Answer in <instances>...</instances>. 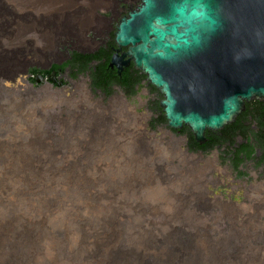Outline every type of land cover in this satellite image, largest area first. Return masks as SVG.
Here are the masks:
<instances>
[{"label":"rangeland","instance_id":"rangeland-1","mask_svg":"<svg viewBox=\"0 0 264 264\" xmlns=\"http://www.w3.org/2000/svg\"><path fill=\"white\" fill-rule=\"evenodd\" d=\"M80 2L82 0H0V74L10 78H0V143L4 148L12 141L26 144L35 133L42 139L47 152H52L50 160L42 162L46 164H43L38 179L25 178L17 165L18 161L17 164L16 161L13 163V149L0 156V229H8L13 240L23 238L26 233L33 241L29 250L24 251L27 252V259H21L23 263L17 260L13 264H37L33 257L45 255L47 247L45 249L43 242L35 245L34 239L51 243V253L55 255L51 263L44 264H65L67 261L66 264H81L87 248L81 240V227L101 228L104 219L114 223L121 258L126 264H138V260L142 259L146 264H259L264 257V168L261 174L253 165L242 166L240 169L244 175L241 176L225 156V146L201 156L189 151V156H195L191 159L181 156L174 144L150 142V136L145 132V119L125 110L119 100L113 102L115 99H111L108 102L107 97L103 98V93L92 90L94 96L91 98L82 89L79 79L74 80L75 83L69 88L73 92V98L69 96L73 99L71 102L65 97L68 93L64 94L63 99L49 85L40 88L21 85V79L25 76H21L20 72L31 62L45 63L52 54L50 48L36 44L46 43L50 36L57 37L55 29L53 34L51 22L54 6H77ZM56 11L59 14L56 22H60L66 8ZM31 16H36L38 20L24 21L31 19ZM41 18L50 20L42 25L45 19ZM68 20H73L74 31L78 26H85V20H80L76 14ZM148 84L144 80L142 87L145 96L140 99L142 106L138 112L145 113L149 119H159V104L163 97L157 90H150ZM115 94H119V91L114 89ZM133 105L138 107L137 104ZM20 120L29 123L26 124L28 127L23 126ZM117 127L125 128L126 149H123V157L119 158L116 153L115 157L109 158L100 155L97 150L96 154H91L90 149L86 152L88 155L79 157L78 163L82 169L76 167L74 173L66 170L68 163L73 161L69 160L72 153L86 151L77 143L91 129L106 128L114 134ZM158 128L157 140H160L159 134L170 139L178 137L183 140L178 146L185 152L189 131L177 134L168 128L167 123L159 124ZM118 134L115 135L116 144ZM137 141L145 146L138 148ZM129 148L152 150L155 159L164 164L163 170L167 171V178L174 182L172 184L184 186L185 193L182 194L181 189L175 191L187 203L186 208L184 201L183 207L176 210L181 215V222L172 219L174 208L168 203V192L174 190L173 187H165L162 181L152 178L150 182L144 181L147 175L137 165L133 166L135 173H139H134L133 182L127 189L122 188L125 178L132 175L129 171L133 168L132 156L126 152ZM54 153H58L56 157ZM30 182L34 184L32 188ZM216 198L219 202H213ZM235 204L250 207L247 211L237 208ZM77 234L79 239L75 238ZM54 235L58 241L56 243H53ZM5 239L0 236V264L18 258L14 255V245H9L10 240ZM140 241L145 243L148 251L136 246ZM72 245L76 247L69 249Z\"/></svg>","mask_w":264,"mask_h":264},{"label":"water","instance_id":"water-1","mask_svg":"<svg viewBox=\"0 0 264 264\" xmlns=\"http://www.w3.org/2000/svg\"><path fill=\"white\" fill-rule=\"evenodd\" d=\"M107 70L135 61L166 96L170 128L186 122L205 144L243 110L264 102V0H141L115 26ZM123 56L127 60H123Z\"/></svg>","mask_w":264,"mask_h":264},{"label":"bare ground","instance_id":"bare-ground-1","mask_svg":"<svg viewBox=\"0 0 264 264\" xmlns=\"http://www.w3.org/2000/svg\"><path fill=\"white\" fill-rule=\"evenodd\" d=\"M85 1H87V0H82V2L77 4V6H76V4L75 5L70 4L68 6L66 4L65 5L63 4L62 6H54V15H53L51 22H52L53 34H54V29H55V32H56L55 34H57V37L55 38L54 36L53 37L50 36V37H48V40H46V43H40L39 45L36 44V46L50 48V50L52 51V54L47 57V61H46V59L44 60V61H46L45 63H33V62H31V64H29L30 65L29 67H26L22 72H20L21 76H25L23 78L20 77V79L22 78L21 79V82H22L21 85H25V84L27 85L28 84V85L34 86L36 88L37 87L40 88L43 85H47V86L49 85L52 87L51 89L54 88L55 90H57V91H54L55 94H58L63 99H64V94L68 93V95L67 96L65 95V97L68 98L69 102H71V100H73L72 99L73 98V92H70L69 88L72 87V84L75 83L74 80L79 79L80 82H82V81L84 82V83H82V89L86 93L88 92L89 96H91V98H93L94 95L92 94V90L93 91H95V90L93 88L90 90L87 89V87H89V86L92 87V81L90 80V76H88L90 74L89 73L81 74V72L80 73L78 72V68L85 63H86L88 68H93L94 70H96L100 66L105 67L106 65H109L110 59L114 55V52L110 51V49L116 50L118 48L117 41L115 40V37L117 35V31H116L115 26L120 23V21L122 20V18L124 16H122L121 14H119L118 12L113 10L112 8L105 5L103 3V0H89V2H85ZM91 1H92V3H91ZM58 8L61 10H64L66 8V13H64L63 16H61L62 19L60 20V22H58V21L56 22V19L59 17L58 16L59 14L56 13L57 12L56 9H58ZM25 13H27V12H25ZM75 14L77 15V17L80 20H82V21L85 20L84 21L85 26H82V27L78 26L76 31L73 30V26H72L73 20H71L70 22L68 20L71 17H73ZM42 19H45L44 21H42V25L45 23L48 24V22L46 20H50L48 18H41V20ZM37 20H38V18L36 16H31V19H24V21H29V22H31V21L35 22ZM86 25L88 28H86ZM29 46L32 47L33 44H29ZM37 57H38V55H37ZM43 59H44V57H43ZM123 60H127V58L125 56H123ZM30 67H32V68H30ZM136 71L140 72L141 74H143L146 77V75L144 74V72L142 70L135 68V61L131 60V63L128 66H125L121 70L120 79L127 83V82H129L128 79H130V80L133 79V77L131 76L132 73L134 76H138V73H136ZM109 74L114 76V77L115 76L119 77L117 67H114L113 70L110 68ZM84 75H86L87 77L83 78ZM0 78L10 80V78L7 77V75H3V74H0ZM145 80H147L149 82L148 86H149L150 90H151V86H152L163 97L162 100L160 101V103L161 102L165 103L167 101V98L161 92V90L158 87L154 86L149 81V79L147 77ZM88 81H91V84L89 86H87ZM143 82H144V80L141 82V85L137 84L135 86L136 92L133 95L125 94L119 86L115 85V86H113V88L115 90H118L119 94L113 95V93H114L113 92L110 95H106L103 93V98L107 97L108 102L111 99H116V98L121 99L122 98L120 100V102H122L123 107H125V110H127L128 112L130 111L135 116H139L140 118L145 119L146 120L145 132H146V134H149L150 142L161 144L162 142L166 141V143H168L167 145L174 144V145L178 146V143H180V141H179L180 139L178 137H175V136H173L174 137L173 139H170V138H167L164 134H159L161 141L157 140L156 134L160 131V129L158 128L157 124H152L153 118L149 119V118H147V116L145 114L143 115V114L137 113L138 108H140L142 106L140 104V102H141L140 99H144L143 97L145 96V93H144L143 87H142ZM10 83H14V81L10 82ZM8 91H10V90H8ZM96 92L99 94L102 93L101 90H97ZM69 96H71L72 98H70ZM253 101H255V100H253L252 98H250L249 102H248L247 98H243V110H242V112L232 122L225 123L223 128H221L217 131H213L210 128H205L203 134H204L206 142H207L206 133L208 131H210V132L223 131L225 129V127L228 126L229 124L235 123L237 121V118H239V116L243 112L246 111L247 103H250ZM133 104H137L138 107L133 105ZM71 106H73V105H71ZM159 107L163 111V113L166 111V108L161 107L160 104H159ZM164 116H165V114H164ZM165 118L167 120L166 116H165ZM20 122L23 126L25 124V127H28L26 124H29V123H26L24 120L23 121L20 120ZM166 123H167V126L170 130L179 131V132L183 128L187 127L190 129L191 133L194 136V132H193L192 128L186 122H182V124L179 128H170L168 125V121H166ZM118 126H120V125H118ZM121 126H122V124H121ZM18 129H20V127ZM124 129H125L124 127H119V128L117 127V129L115 130V132L117 134L118 133L120 134V136L118 134L119 140L117 141V144L115 141V140H117V138L115 137L116 133L113 134L112 132L108 131L106 128L99 129V130L91 129L90 133L87 136H85L83 138V140H80L77 143L78 145H80L81 147L86 149V151L84 150V151L72 153L69 156L70 157L69 160L73 159V161L71 160L68 163L66 170H69V171L71 170L72 173H74L76 171V167H79L82 169V167H80V164L78 163L79 157L82 155H86L87 154L86 152L90 151V149H92L91 154H96L95 150H97L100 152L99 153L100 155H105L109 158L115 157L116 153H117V155H119V158L123 157V154H124L123 149L124 148L126 149V145L124 142L126 140ZM29 133H31V131H29ZM177 134H180V133H177ZM28 135H30V134H28ZM248 135H249L248 139L252 138V134H248ZM194 139H195V136H194ZM248 139L243 140V138L239 132L238 136L235 138V141H232V142L230 141L227 145H225V147H226L225 149L227 150V153H228L225 156L228 157V155H229V158H230V157H233L232 153L238 152V150L244 146H246V147L247 146L248 147L249 146H251V147L255 146L256 142L251 140V139H250L251 142H249ZM76 140H78V138ZM171 141H173V143H171ZM195 141L198 144H200L196 139H195ZM137 146H138V148H139V146H140V148H142L145 145H141L137 141ZM20 147L22 150H20ZM44 148H45V145H44L42 139L37 134L34 133L33 136L29 140H27L26 144H18L17 141H15V142L12 141L8 144L7 148H4L3 144L0 143V156H2L4 152L7 153V151L9 149H11V150L13 149V153H14L13 158H15L13 160V163H14V161H16L15 164H17V161H18L17 165H19V168L21 169V171L24 172L25 178H27V179L28 178H31V179L37 178L38 179L39 177H37V176L41 174V171L43 170V166H44L43 164H46V163H42V162L45 160L49 161L50 158L52 157V152L51 151L47 152L46 148H45V152H44ZM178 150H179L181 156L186 157L188 155V150H186L185 152H183L179 148H178ZM126 152H128V154L132 156L131 158L130 157L129 158L133 162V164H131L133 168L130 169L128 167L130 169L129 171L131 172L132 175L129 178L128 177L125 178L126 181H124V183L122 184L123 185L122 188L127 189L128 185L130 186L131 183L133 182L131 180L134 178L133 175L136 172V169L134 168L133 165H137L138 167H140V169L143 171V173L147 175V177L144 176V178H145L144 181L150 182V180L152 178V179L162 181L163 183H161V184L163 186L165 185V187L170 186V185H171L170 186L171 189L173 187L174 190H171L170 192H168V194H169L168 203H169L171 208H174V210L172 211L173 212L172 219H174V221L181 222L182 220L179 218L181 215H178L176 213V210L179 211L180 207H183V202L185 200H184V197L182 195L177 196L176 194H178V193H176L175 191L178 189H181V193L182 194L185 193L184 186L179 187V185L172 184L174 182H171V180L169 178H167L168 177L167 171L164 172V170H163L164 164L159 159H158V161L155 159V157L152 155V150H150L148 148L147 149L146 148L145 149H137L136 148L133 150V148H131L129 151L127 150ZM197 153H199L200 156L203 155V153L205 154V152H203V151H197ZM57 154L54 153V156ZM48 155H50V156L48 158H46V156H48ZM35 158H37V159H35ZM240 158L245 159L242 166L253 165V166H255V169L257 171H259L261 174H263L264 153H262L258 148L256 149V153H254L252 155L251 159L246 158L245 154H241ZM47 159H49V160H47ZM89 160H90V158H89ZM93 160H95V158ZM94 162H96V161H94ZM85 167H86V165H85ZM92 171H94V170H92ZM89 173H87V174H89ZM138 173L139 172H137L135 174L137 175ZM33 176H35V177H33ZM262 177L264 178V175ZM94 178H93V180H94ZM99 180H101V179H99ZM29 185H30V188H32L34 184H33V182L32 183L30 182ZM97 187H98V185H97ZM103 187H104V185H103ZM165 187H163V188H165ZM100 188H102V186ZM213 202H219L218 198L213 199ZM184 206H185V208L187 207L186 201L184 203ZM235 206H237V208H242V210H244V209L247 210L250 207L249 205H245V204L240 205V206L238 204H235ZM259 207H262V206L260 205ZM175 214H177L178 216H176ZM86 217H87V215H86ZM106 220L107 219L102 220L103 225L101 228H98L95 225L98 229L89 228L88 226H86V227L82 226L81 227V229H82L81 240H82V243H84L87 246L86 251H85V259H83L81 261V264H126V262L121 258L122 256L120 254L121 252H120V248H119V242L120 241H119L118 233L114 228V223L112 221L107 222ZM84 221L82 222L83 224H84ZM20 224H22V223H20ZM71 225H74V224H71ZM90 225H91V223H90ZM7 230H5V229L1 230L0 229V236H4L7 239V241L10 240L8 244L14 245L13 246L14 247V255H16L15 257H18V258H15L14 260H12L11 262H8L7 264H13L17 260H19L17 262L23 263V262H21V259H23V260L27 259V257H26L27 252H24V251L29 250L30 244L32 245L33 241L31 242V237L29 235H25L26 233L22 236L24 239L20 238V239L13 240V238L10 237V233ZM54 237H55V235H54ZM75 238L79 239L78 234L75 236ZM73 239H74V237H73ZM136 239H138V238L136 237ZM45 240H48V239H45ZM61 241L63 242V239H61ZM41 242L44 243L43 246H45V249L47 247V250H46L47 252H45V255H41V254L35 255L33 257V259H34L33 261H37V264H39V263L44 264L46 262L51 263L52 259L54 258V255H55V254L52 255V253H51V243H50V241H44V240L40 241V240L34 239L35 245L39 244ZM56 242H58V241L56 240V237H55L53 243H56ZM144 244H145L144 242L140 241V242H137L136 246H138L140 249H142V251H146L147 247L145 248ZM76 245H72V247L69 249H73L74 247H76ZM131 252H132V250H131ZM155 256L158 257L157 255H155ZM56 257H58V255ZM30 258H31V255L29 256V259ZM158 258H161V256H159ZM68 259H70V258H68ZM128 259L129 258L127 257V260ZM146 259H144V260H146ZM6 261H8V258ZM154 262L156 263L157 261H154ZM138 264H146V263H144V261L142 259V260H138ZM149 264H151V262H149ZM259 264H264V257Z\"/></svg>","mask_w":264,"mask_h":264},{"label":"trees","instance_id":"trees-1","mask_svg":"<svg viewBox=\"0 0 264 264\" xmlns=\"http://www.w3.org/2000/svg\"><path fill=\"white\" fill-rule=\"evenodd\" d=\"M107 67L108 65H106L105 67L100 66L96 70H94L93 68H88L85 63L78 68V72H81V74L89 73L92 81V88L95 91L101 90L102 93L106 95H110L114 92L113 86L115 85L119 86L125 94L133 95L136 92L135 86L137 84L141 85V82L146 79L143 74L136 71V73H138V76H134L132 73L131 76L133 77V79H128L129 82L126 83L119 77L110 75V68L107 70ZM151 90L156 91V89L152 87ZM160 111L161 117L159 119L153 118L152 124L159 125L162 123H166L167 120L164 116V113L161 109ZM186 131L190 132V129L185 127L181 130V132L175 133L181 134ZM239 132L243 140H247L249 138L248 134H252V138L250 139L256 142L255 146L253 147L244 146L239 149L238 152L232 153L233 157L229 158L228 155V159L232 163L234 170L241 176H243V171L240 168L245 159L240 158V155L245 154L246 158L251 159L252 155L256 153L257 148L262 153H264V102L253 101L247 103L246 111L239 116L234 124H229L223 131L220 132L208 131L206 133L207 142L203 145L198 144L195 141L193 134L190 132L188 147L191 152L203 151L207 153L213 151L216 148H223L230 141H235V138L238 136ZM250 139H248L249 142H251ZM224 154L227 155L228 153L224 152Z\"/></svg>","mask_w":264,"mask_h":264},{"label":"flooded vegetation","instance_id":"flooded-vegetation-1","mask_svg":"<svg viewBox=\"0 0 264 264\" xmlns=\"http://www.w3.org/2000/svg\"><path fill=\"white\" fill-rule=\"evenodd\" d=\"M103 3L127 18L138 9L141 0H103Z\"/></svg>","mask_w":264,"mask_h":264},{"label":"clouds","instance_id":"clouds-1","mask_svg":"<svg viewBox=\"0 0 264 264\" xmlns=\"http://www.w3.org/2000/svg\"><path fill=\"white\" fill-rule=\"evenodd\" d=\"M5 35H6V34H5ZM7 35H10V34L8 33ZM7 45H8V44H7ZM41 53H42V52H41ZM41 53H39V57H40V58H42V57H41ZM88 76H90V75H88ZM86 77H87V76H86ZM86 77H83V78H86ZM90 80H91V77H90ZM81 83H84V82L82 81ZM90 84H91V81H90V82L88 81V82H87V86H89ZM151 87H152V86H151ZM152 88H153V87H152ZM156 92H157V91H156ZM121 99H122V98H121ZM121 99H120V98H118V99L116 98L115 100H113V102H115L116 100H119V101H120ZM113 102H112V104H113ZM121 103H122V102H121ZM75 107H76V106H75ZM128 110H129V109H128ZM130 113H131V112H130ZM137 113H140V112H137ZM140 114H145V113H140ZM149 114H151V113H149ZM242 114H243V113H242ZM242 114H241V115H242ZM147 118H148V117H147ZM147 118H146V119H147ZM237 119H238V118H237ZM233 124H234V123H233ZM226 127H227V126H226ZM226 127H225V128H226ZM175 132H179V131H175ZM180 132H181V131H180ZM190 132H191V131H190ZM181 134H182V133H181ZM193 137H194V136H193ZM181 140H182V139H180L179 141L181 142ZM182 141H183V140H182ZM187 147H188V145H187ZM177 148L181 149L180 146H177ZM188 148H189V147H188ZM188 148L186 149V150H188V155L186 154L187 157H189V158H191V159L195 158V156H191V155L189 156V149H188ZM216 149H219V148H216ZM181 150H182V149H181ZM186 150H185V151H186ZM214 150H215V149H214ZM210 152H211V151H210ZM241 170H242V169H241ZM248 210H249V209H248ZM248 210H247V211H248Z\"/></svg>","mask_w":264,"mask_h":264}]
</instances>
